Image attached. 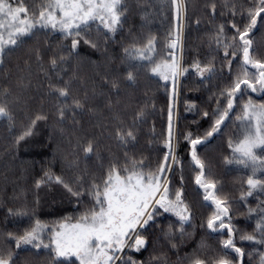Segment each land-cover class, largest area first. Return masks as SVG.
Wrapping results in <instances>:
<instances>
[{"label": "snow or ice", "instance_id": "snow-or-ice-1", "mask_svg": "<svg viewBox=\"0 0 264 264\" xmlns=\"http://www.w3.org/2000/svg\"><path fill=\"white\" fill-rule=\"evenodd\" d=\"M175 27L167 35V54L156 59L158 39L154 35H148L144 43L133 42L124 48V54L129 62V70L126 73L128 81H135L136 72L131 65L140 63L147 64V71L164 81L172 83L173 103L168 110L167 137L164 141L167 151L163 160L155 168L148 167L144 158L137 159L125 154L124 162L118 159L112 160L107 169L98 179H93L85 192L92 197L91 206L88 207L78 218L66 216L55 221L51 227L37 219L31 228L25 229L22 234L16 235L9 232L7 236L15 240L16 248L22 245H32L35 249H49L56 258L75 256L79 264H142L132 257L125 258V250L139 252L148 243L145 232L151 223L155 222L157 214L163 210L173 213L178 217L179 232L184 234V224L191 221L193 212L191 205L184 198V189L173 191L170 173L176 166L183 170V163L176 155L173 144V109L177 96L178 78L189 69L182 63V16L187 13V0H170ZM223 7L232 17L229 21L234 34L229 38L225 32V24L217 26L212 37L217 49H223L224 60L229 75H232V65L236 58L240 59L239 70L232 76L231 81L222 88L216 99V108L211 113L213 117L211 127L204 135H196L188 131L184 139L190 143L191 164L196 169L195 184L203 190V200L210 201L214 209L207 218L206 227L210 230H226L227 238L221 241L223 250H233L240 257L243 264L245 250L237 246L235 232L230 216V201L226 195H221L215 179L206 175V162L197 152V146L205 143L210 137L218 134L222 126L234 111L239 96L245 92L264 94V57L260 56L254 48V42L250 34L257 27L258 22L264 23V0H250L245 6L236 3L235 0H224ZM122 0H40L34 7H29L24 0H0V65L4 64L5 58L10 52L21 46L26 38L34 36L41 30L59 31L66 38H71L67 56L76 52L83 41L92 48L98 45L89 39L86 34L88 26L96 21L108 32L115 34L121 27L125 18ZM211 13L216 14L217 4L210 5ZM66 55L58 54L50 58L48 67L55 70L66 62ZM231 57V59L229 58ZM42 60V57L37 56ZM225 65H222V68ZM196 74L203 79H210L218 71L213 57L208 62L195 60L190 66ZM41 70L48 76V71L43 66ZM59 76V73H56ZM49 80L51 77L48 76ZM62 80L63 78L60 77ZM113 88H119V81L109 82ZM49 95L57 97V118L63 121L66 114L71 112L73 119L77 110L83 111L86 98L82 99L72 93V80L63 83L48 85ZM10 91L5 89L0 100V117L9 121L14 119L11 105L19 99L7 97ZM71 99V103L67 101ZM190 107H195L194 103ZM204 117H209L208 111L203 112ZM144 111H138L133 119H143ZM48 116L37 114L31 123L25 128L17 143L33 132L37 121L47 120ZM241 125V135L236 140L229 138L228 147L232 150V157H225L227 164L238 163L245 168L251 169V175L247 177V191H242L240 197L246 201L253 196L255 191L264 194V101L255 102L249 96L242 104V111L236 117ZM115 135L119 141L127 144L135 140V131L132 127H117ZM84 156L95 152V142L87 141L86 144H78ZM49 180L55 179L64 185L68 192L79 198L85 192L74 190L71 184L66 183L61 176L53 177L45 173ZM183 180V176H181ZM44 183V179L37 181V186ZM264 204V201L261 202ZM18 214L26 215V210H17ZM9 212H13L9 209ZM249 215L256 214L254 231L240 237L242 241H250L259 245L254 251L259 255V264H264V207H249ZM227 221V222H226ZM49 233V243H45L44 233ZM169 235L172 228L169 227ZM175 247V245H173ZM0 264H15L14 253L11 250L0 249ZM63 264V262H59ZM190 264H208L204 259L196 257ZM214 264H236L235 261L220 256Z\"/></svg>", "mask_w": 264, "mask_h": 264}, {"label": "trees", "instance_id": "trees-1", "mask_svg": "<svg viewBox=\"0 0 264 264\" xmlns=\"http://www.w3.org/2000/svg\"><path fill=\"white\" fill-rule=\"evenodd\" d=\"M217 1L218 0H216V2ZM24 2L31 8L39 4L40 0H24ZM122 2L124 4L123 11L125 13V18L121 27L116 31L115 34L104 29L103 26L99 24V21L91 23L86 29L88 38L97 43L98 46L96 48H92L88 44H85L83 41H81L78 50L72 53V55L67 56V46H70L71 38H66L59 31L41 30L36 32L34 36L26 38L25 42L21 46L14 48L10 54L6 56L4 64L0 65V94H2L5 89H8L11 93L7 97L9 100L13 99V97H19V99L11 105L14 119L9 121L7 118L0 117V208L8 205L12 208L29 211L30 215L32 216L31 220L27 218V221H25V219L15 211L7 215L5 214V216L4 214L0 213V239L3 240L8 246V250L13 251L15 264H39L37 262H32L31 260L32 257H35L38 254H45L48 256L50 254L53 257L52 264H59L61 261L63 264H70L74 262L79 264V261L75 256L56 258L53 252L45 248L37 250L32 245H22L21 248L17 249L15 240L13 238H9L7 234L9 232L16 235L22 234L25 229L31 228L37 219H39L42 223L48 224L49 220L46 218H49V216H44L42 214L43 210L41 209V191L45 190L47 193H49L47 189L50 187V180L45 177V173L52 174V171H56V173L59 174L66 183H69L72 186L76 185V189H81L83 192H85V189L89 187L91 181L93 179H98V177L101 176L107 169L109 163L115 159L114 156H108L107 153L104 155L102 154L99 157L97 155L99 151L101 152V150L104 148V141H106L105 139L108 137L106 136L108 134L105 132V125L107 124L110 126L111 121H108L105 125H102V121L104 119L102 118L103 120L100 119L99 121V117L102 113L104 116V112L95 111L96 105L98 106V101H104V93L107 90L109 91L111 89L114 92L119 91L110 85V81L118 80L120 83L124 81L123 83L126 85L135 86L133 89H131L133 91L132 93H134L135 99L137 98V101L139 97V101H141V95L143 91L147 89L145 87L136 88V86L140 79L144 80L148 87V90L146 91L148 98L154 99L155 105H153L152 108H155V111L153 115H155V118L157 119V121L150 120L152 121V126L150 129L157 128V122L162 125V128H165L166 126L165 113L160 108H158L156 101L158 99V94L164 97L168 96V93L165 90L160 89L162 86L167 85V81H164L162 78L148 72L147 68L149 65L145 64L141 66L140 63H134L131 65L133 70L136 72V79L135 81H128L126 79V73L129 70L130 65L125 57L124 48L130 46L134 41L137 43H144L146 37L151 34L156 36L158 39L156 44L157 61L161 57L166 56L168 51L167 33L164 25L166 26V22L170 17V11H168L171 5L170 0H122ZM235 2L243 3L245 6H247L250 3V0H235ZM223 4L224 0H219L215 15H213L210 11V15H212L213 18V26H211L210 23L209 28L207 27L208 34L206 35V40L210 41V44L212 45L211 49L214 50V54L216 55V57H214L215 64L217 62H222L225 66L224 68L218 69L220 74H216L206 87L199 90L201 93L199 101L202 106H205V111L209 110L210 104L214 101V99L217 98L218 92L231 81L232 76H234L236 71L239 70L240 59L236 58L234 59L232 65V75H229L226 67V61L224 60L223 56V49L221 48L218 50L216 44L212 40V37L217 30V26L220 24H225V32L229 38H231V36L234 34V30L231 29L229 23L232 17L227 12V9L223 7ZM192 21L195 22L194 20ZM263 25L264 23L258 22L257 27L250 34V37L254 42V48L256 49V52L262 57H264V45L261 39L258 38V35ZM58 54L66 55L67 59L66 62L61 64L59 68L53 70L48 67V62L52 56ZM38 55L42 57V60L37 58ZM229 58L231 59V57ZM80 61H83L88 65L90 64V67H87L85 70L86 72L83 71V74L85 75L77 74V65L80 66ZM41 66L47 69L48 76L51 77V80H49L48 76L45 75V72L41 70ZM56 73H59V76H57ZM153 76H156V78ZM60 77L63 79L61 80ZM69 79L72 80L73 95L82 99L86 98L83 111L77 110L75 112L74 119L72 113L68 112L66 114V118L63 120V124H70L72 127H74V124H77L79 127L80 132H76L74 134L75 141L77 143H74L75 147L74 151L72 150V152L69 151L70 148L67 144L58 143L56 136H53L52 133H50V130L52 131V128H55V122L53 123V121L58 119L56 113V104L58 101L56 96L49 95L48 92V85L50 82L63 83ZM97 79H99L98 82H100L103 87H93V85H97ZM107 85H109L108 88H106ZM184 85L186 89H190L192 87L188 82H186ZM155 86H160V88H156ZM83 87L87 88V91L82 89ZM124 89L125 91H129L130 88L125 86ZM77 90L78 93L76 92ZM125 91L123 90V94L127 93ZM253 94L256 97H259L258 93ZM249 96L250 95H247L246 92L239 96V98L243 100L242 104L247 101ZM28 98L31 100L27 102L26 99ZM133 98L132 100L135 101ZM2 99H4V97L0 95V100ZM253 101L257 102L256 100ZM42 102L45 103L43 113L39 112L36 113V115H47L48 119L37 121L35 127L33 128L32 134L17 143V137H19L25 130V128L28 126V123L27 121L20 120V125L17 127L16 118L24 116L25 112L23 110L27 107V104H32L33 107H36L38 106V103ZM94 104L96 105L94 106ZM141 109L142 103H140V110ZM34 118L35 115L34 117L33 115L30 116L31 120ZM143 118L145 119V116ZM133 119L134 118H131L129 121L131 125L136 128L134 130L135 133L141 131L149 132V130L145 128L141 130L140 119H137L135 123H133ZM204 119H206V117H204L202 113L200 118H183L182 120V129L180 131V143L178 144L179 149L177 156L182 161L183 165L184 162L187 161H189L191 164L190 143L184 139V135L188 131H191L196 135H202V132H199V129L204 126ZM97 121L99 122L97 123ZM56 123H59V121ZM42 125H44V127L40 132L39 129H41ZM123 126H127V124H122L120 127ZM90 127H96L94 129L95 132H91V134H89L90 131L88 132V129ZM102 136L105 137L103 141L101 139ZM138 136H140V134H138ZM215 136L216 135L210 137L205 143L202 144L208 145L213 143L215 141ZM89 140H93L95 142V152L88 157H85L82 149L78 147V144H86ZM68 141H70V138H68ZM130 143H136V141L131 140ZM198 150L199 149H197V152L199 153ZM64 151H66L65 156L63 155ZM70 153H73V156H71ZM139 153L134 150L130 157H135L137 159L144 158L145 163H148V157H144L146 154H141V152ZM79 158L81 159V163L83 162L81 167L83 171L81 174L80 169L75 170L72 168L73 159L78 161ZM119 161L121 163L124 162L123 160H120V158ZM180 171V167L176 166L174 175L176 181H179L182 184L183 180H181L180 176L183 175L180 173ZM67 172L70 175L68 176V179L65 177ZM209 172L211 174L210 167L208 168L206 165V175ZM83 176L85 180H83ZM41 179H44V183L37 186V181ZM182 188L186 190L184 186H182ZM194 189L197 192L203 193V190L200 189L196 184ZM254 197H257V201H259L255 203L254 208H257L258 205L264 207V204H261V202L264 201V194L260 193L259 191H255L253 196L248 197L247 199L255 200ZM82 198V202L92 203V197L86 192ZM72 202L73 200H67L64 202L63 218L70 216L69 205L71 206ZM202 203L204 208L209 207L211 209L210 213H212L214 206L211 205V202L205 201ZM31 204H38L39 208L34 207ZM30 209L32 210V213L30 212ZM233 214L234 212H230V222L234 226L235 223H240L241 220H238L239 218L237 217H233ZM252 215L256 217V219L259 218L256 214ZM172 216L175 217L173 214L165 213V217L162 218L166 220L165 224L168 225V227L171 226L173 228L176 224V219ZM18 218L24 220L20 221ZM162 218L161 220L163 221ZM198 219L200 220V217ZM57 220L59 219L54 220V222ZM194 220L196 222L197 215L194 216ZM52 224L48 225L51 227ZM196 225H199V223ZM236 232L235 239L236 242H238V234ZM48 236L49 233L46 231L44 233V240L46 244L49 243ZM210 236L213 238L215 237V239L219 238L220 240H223L227 238V231H213L212 235ZM191 239H195L194 235L192 234L191 227L185 228L183 235H181L179 231L174 232L173 245H175V247L173 252L183 251L182 256L177 260H180L181 262L186 261L185 253L187 252V249L190 246L197 247L195 245L198 244V241L195 239L193 242H190ZM161 241H165L164 237ZM169 242L170 241H168V243ZM258 247L260 246L258 245ZM260 251H264V248H260ZM231 252L234 253L233 250H231ZM148 255L152 256L150 254ZM147 256L145 255V257L141 258L136 256L134 257L143 260ZM153 256L156 257L157 254H153ZM164 256L165 255L160 257L164 259ZM170 258L166 259L170 261ZM236 258L238 257L236 256ZM238 261L240 264V257L238 258ZM157 263L167 264L165 262Z\"/></svg>", "mask_w": 264, "mask_h": 264}, {"label": "rangeland", "instance_id": "rangeland-1", "mask_svg": "<svg viewBox=\"0 0 264 264\" xmlns=\"http://www.w3.org/2000/svg\"><path fill=\"white\" fill-rule=\"evenodd\" d=\"M219 4V0L215 1H208V0H187V13L186 15L182 16L181 24H182V52L180 50H173L176 51V54L178 56L182 55V63L185 68H188L189 71L184 73L178 78L177 81V96L174 101V109H173V144L175 145V151L176 155L178 154V144L180 143V131L182 129V120L183 118H194L202 116V113L205 111V106H202L199 99L201 97V93L199 90L201 88H204L209 84L210 80L216 75L220 74L218 71L215 75H213L210 79H203L199 77L195 70L192 69L190 66L193 64L195 60H200L201 62H208L213 57H216L214 54V50L211 49L212 45L210 44L209 40H206V35L208 34L207 27L209 28L210 23L211 26H213V18L212 15H210V5L212 3ZM170 17L168 21L166 22V26L164 25V28L166 29V33L172 31L175 27L176 21L174 18V12L172 10V7L170 5ZM194 20L195 22H193ZM198 20V21H197ZM163 28V26H162ZM206 30V31H205ZM258 38L261 39L263 45H264V25L261 27L259 31ZM264 49V47H263ZM217 69L222 68L223 63L217 62L216 64ZM64 67V66H63ZM87 67H90V64L80 61V66L77 65V74L78 75H85L83 74V71L87 69ZM224 68V67H223ZM80 69V70H79ZM79 70V71H78ZM86 72V71H85ZM84 72V73H85ZM223 73V72H222ZM156 78V76H153ZM99 79H97V85H93V87H103L100 82H98ZM215 81V80H214ZM213 81V82H214ZM119 82V91H112L111 89L106 91L104 93V101H98V106L96 105L95 111H101L104 112L99 117L102 119V125H105L108 121H111L110 126L105 125V129L108 136L107 139L102 136V141H104V148L99 151L97 154L98 157L100 155L108 154V156H114L115 159L120 158V160L124 161L125 154H127L129 157L131 153L136 150V152H141V154H146L144 157H148V163L146 165L151 168H155L158 163H160L163 160L164 153L167 151V147L164 143L166 137H167V129H168V110L169 105L173 103L172 98V83L171 81H167V85L162 86H155L156 88H160L161 90H165L168 93L167 97H164L160 94L157 95V103L158 108H160L164 113L166 117V126L165 128H162V125H160L159 122H157V128L150 129L152 126V121L155 120V115H153L155 108L153 109L152 106L154 104V99H149L147 95L148 87L144 80L140 79L138 81V84L136 88L142 87L146 88L147 90L143 91L141 95V101L140 97L135 99L134 93L131 89H133L135 86L126 85ZM188 82L191 84V88H185V83ZM123 83V84H122ZM111 85V84H110ZM125 86L127 88H130L129 91H125ZM109 85L106 86L108 88ZM1 88V87H0ZM121 88V89H120ZM82 89L87 91V88L83 87ZM76 90V89H75ZM122 90V92H121ZM123 90L127 92L126 94H123ZM78 93V90L76 91ZM110 93V94H109ZM247 95L252 96L253 100H256L257 102L264 101V94L258 93L259 97H256L251 91L246 92ZM110 95V96H109ZM134 96V98H133ZM135 99V101L132 100ZM156 98V96H155ZM217 99V98H216ZM216 99L210 104L208 112L210 113L209 117H206V119L203 120V125L201 129H199V132H202V135L211 127L212 119L211 113L216 108ZM31 99L28 98L26 101H30ZM242 99L238 98L237 103L234 107V111L230 113L229 118L226 120L225 124L222 126L220 133L217 135L215 134V141L208 145L200 144L197 146V149H199V155L202 159L206 161V165L211 170L207 174L209 178L215 179L218 184L219 192L221 195H226L229 197L230 201V212H234L233 217L239 218L238 220H241L240 223H235L233 226L234 229H236V233L238 234V242L237 246L241 247L245 250V256L243 257V264H258L259 255L254 251V249L259 248L258 245H256L254 242L250 241H242L240 239L241 236L246 235L248 233H252L253 229L255 227L256 223V217L253 215H249L248 209L249 207L254 208L255 203L259 202L257 201L258 198L254 197L256 200H250L247 199L246 201H242L240 197V193L242 191H246V180L249 175H251V169L245 168L243 165L238 163H232L227 164L225 162V157H232V150L228 147V141L229 138L236 140L241 135V125L239 121H237L236 117L241 114L242 111ZM67 103H71V100H68ZM140 103H142V109H144V116L142 120L140 119V125L141 130L144 128L149 130V132H136L135 133V141L136 143H130V141L125 144L119 141L115 135V129L117 127H120L122 124L127 126L123 127H132L134 130L136 129L131 125L130 119L135 117V113H137L140 110ZM194 103L195 107H190V104ZM45 103H38V106L33 107L32 104L26 105L27 107L24 108V116L17 117L16 118V125L17 127L20 125L19 121H27L28 125L31 123L30 116L34 115L36 116V113L42 112L44 110ZM57 105V104H56ZM98 107V108H97ZM157 110V108H156ZM150 111V112H149ZM233 113V114H232ZM232 115V116H231ZM151 116V117H150ZM150 118V119H146ZM124 120V121H123ZM59 121V123H56ZM97 121V123L99 122ZM55 122V123H54ZM55 124V128H52L53 130H50V133H52L53 136H56L58 143L60 144H67L69 146V151H74V143L75 141V133L80 132L79 127L77 124H74L72 127L70 124H63V121H60L59 119H55L53 121ZM206 124V125H205ZM113 125V126H112ZM90 126V125H89ZM88 126V127H89ZM92 126V125H91ZM44 125L41 126V130L43 129ZM154 127V126H153ZM96 128V127H95ZM95 128L90 127L88 129V132H95ZM98 129V126H97ZM165 129V130H164ZM10 132V131H9ZM104 132V131H103ZM140 134V136H138ZM145 134V135H144ZM102 135V133H101ZM68 138H70V141H68ZM134 141V140H133ZM77 143V142H76ZM106 144V145H105ZM66 151H64L63 155L65 156ZM73 153H70L71 156ZM140 154V153H139ZM63 159V158H62ZM76 159V158H75ZM73 159L72 162V168L77 170L80 169V174L82 173V164L81 159L79 158L78 161H75ZM77 160V159H76ZM3 164V163H2ZM7 165V164H6ZM209 165V166H208ZM176 167L174 170L170 173V179L172 181V189L173 191L175 189L184 188V198L185 200L191 205L193 216L190 222L184 224L185 228L192 229V234L194 235V238L198 241V244L193 247L190 246L187 249L186 254V261L181 262L179 259L182 256L183 251H175L173 247V235L175 231H179L180 225L178 223V217L175 218V226L172 228V234L169 235V227L166 225V220H164L165 213L163 210L159 214H157L155 218V222L151 223L150 226H148L147 230L143 232L142 234L145 235L148 238L147 245L142 248L139 252L132 250H125L123 253V256L125 258L132 257V259L142 262V264H158L157 262H165L167 264H190V261L196 257H199L201 259H204L208 262V264H214L215 260L218 259L220 256H226L227 258L233 260L236 262V264H239L238 258L239 256L231 250H228L225 252L223 250V246L221 244V241L219 238L215 239V237H211L212 232L210 229L206 227V221L207 218L211 215V209L209 207L203 206L202 202H205L203 200V193L197 192L195 188V168L193 165L189 163V161L184 162L183 170L180 171V173L183 175V181L182 184L179 181H176L175 179V172ZM74 172V171H73ZM75 173V172H74ZM1 175V173H0ZM53 177L60 176L56 173V171H52L51 174ZM259 178H264L259 175V172L257 173ZM69 173L65 174L66 179H68ZM181 177V176H180ZM83 180H85L84 176L82 177ZM50 187H48L47 193L45 190L41 191V209L43 210L44 216H49L48 224L54 223V220L63 218V210H64V202L67 200L71 201L73 200L71 206L69 205V211H70V217L77 218L80 216L88 207L91 206L90 202H82V197L79 198V205L77 206V198L72 195V193L68 192L67 189L64 187L63 184L58 183L54 178L49 181ZM74 190H78L83 192L81 189H76V185L72 186ZM46 188V187H44ZM66 190V192H65ZM47 193V194H46ZM70 194V195H69ZM207 202V201H206ZM39 203V199H38ZM28 205V204H27ZM34 207L39 208L38 204H31ZM15 207V206H14ZM9 209H12L16 213H18L16 209L12 208L11 206L5 205L4 207L0 208L1 214H9ZM30 212L32 213V210L30 209ZM13 213V212H11ZM173 214V213H170ZM16 215V214H15ZM174 215V214H173ZM197 215V220L195 222L194 216ZM200 217V220L198 219ZM25 221H27V218L30 220L32 219V216L30 215L29 211H26V215L22 216ZM232 217V218H233ZM163 219V221L161 220ZM172 218V219H173ZM20 221V218H18ZM201 222V224H200ZM227 222V221H226ZM199 225H196L198 224ZM195 224V225H194ZM201 231V232H200ZM200 235V236H199ZM164 237L165 241H161ZM195 239H191L190 242H193ZM202 240V241H201ZM209 240V241H208ZM168 241H170L168 243ZM202 242V243H199ZM193 247V248H192ZM0 249L4 250L5 252L8 251V246L5 244L3 240L0 239ZM186 251V250H184ZM231 252V253H230ZM148 254L152 255L149 256ZM153 254H157L156 257L153 256ZM145 259L141 260L138 258L145 257ZM164 256V259H162L160 256ZM134 256L138 257L135 258ZM236 256L238 258H236ZM171 257V258H170ZM53 257L49 254L48 255H42L38 254L35 257H32V262H37L39 264H52ZM170 258V261L167 260ZM185 260V259H184ZM75 261V260H74ZM70 264H76L70 263Z\"/></svg>", "mask_w": 264, "mask_h": 264}]
</instances>
